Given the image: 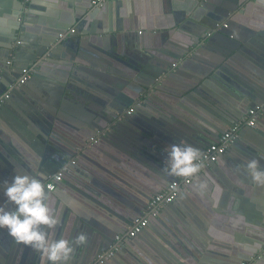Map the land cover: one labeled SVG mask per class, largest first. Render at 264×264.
Returning a JSON list of instances; mask_svg holds the SVG:
<instances>
[{
  "label": "crops",
  "instance_id": "1",
  "mask_svg": "<svg viewBox=\"0 0 264 264\" xmlns=\"http://www.w3.org/2000/svg\"><path fill=\"white\" fill-rule=\"evenodd\" d=\"M101 1V5H98L92 0H29L27 9L22 10L14 0H0V55L10 53L8 45L15 46L14 41L6 44L9 43L7 29L15 24L19 13L23 30L18 31L27 39L24 46L17 47L18 51L14 52L17 63L26 64L30 55L42 59L45 63L41 70L44 72L40 71L39 75L53 83L55 80L49 79V74L57 71L56 64L66 60V57L72 58L68 59L72 61L82 59L67 46L64 48L56 44L57 47L48 42L43 44L47 52L36 56L40 41L37 38L45 34L41 29L49 26L54 35L70 30L72 40L79 36L86 39L91 35V44L88 47L83 44L86 53L89 52L83 59L92 58L90 53L98 58L111 57L130 81L127 98L131 103L124 113L128 114L126 111L131 107L140 106L141 111L145 112L141 116L149 120L155 118L152 125L159 130L162 128V134H166V128L183 132H176L178 142L184 140L194 145L201 154L230 125L231 114L225 112L226 108L242 109L239 112L245 114L246 108L253 103L247 101L252 90L264 86L261 85L264 83V0ZM218 9L227 14L222 22L235 17L231 24L234 36L229 37L233 40L226 43L229 47L223 49L218 42L226 40L224 38H217L218 42L212 45L204 40L206 33L212 30V14L218 15ZM28 33H33L32 37ZM199 38L202 43L196 44ZM184 49H191V55L182 56ZM229 52H233L240 64L254 74L245 82L247 86H235L228 82L223 72L215 71V63H221L225 58L222 55ZM152 53L170 56L172 63L177 65L175 68L165 66V70L170 69L173 74L167 77L159 91L152 95L141 94L137 81L148 77L144 72L149 67L147 62L151 60ZM104 58L99 60L110 63ZM8 92V88L3 90V94ZM74 94L76 97L71 95L73 103L69 102L74 109L79 106L77 101L88 105L91 111L102 107L97 100H88L82 92ZM55 96L54 93L47 100H53ZM67 108L60 110L62 121L65 124L79 123ZM111 110L108 120L113 118L115 112ZM101 112L104 113L105 109ZM129 118L121 119L119 123L112 122L101 132L110 131V125L117 126ZM263 118L258 121L257 128L261 127L260 130L264 131ZM105 121L107 123V119ZM4 122L0 119V150L9 151L19 162L24 161L23 144L30 138L24 131L12 125L9 127ZM258 130L239 132L237 138L240 135L242 138L235 149L222 155L214 168L207 169L201 175L200 171L191 175L189 187H185L172 205L160 209L150 218L147 226L133 239L122 243L118 252L106 259L105 264H194L193 259H202L203 264H240L242 261L264 264V185L256 184L246 168L249 160L256 159L259 167L264 169V135L259 137ZM61 133L63 135H57L55 142L71 148L66 142V135L63 131ZM121 134L116 133V136L120 137ZM114 141V138L110 139V143ZM169 145L168 142L159 148L165 160ZM104 147L107 149L108 145L104 143ZM110 148L107 150L110 155H118L113 167V160H109L105 163L111 168L104 169L99 157L100 170L97 168L95 175L89 181H83L82 185L77 182L79 172L71 167L65 173L67 181L57 188V193H49L50 206L54 208L58 204L56 211L63 219V223L59 222L58 230L63 231V238L74 244L69 264H101L97 256L113 245L114 236L127 229L131 220L144 210L148 199L170 181L184 178L169 175L149 163H138L131 154L122 151H125V147ZM29 149L34 152L31 147ZM101 149L88 152L97 156ZM76 152L78 148L71 152L73 156L66 152L69 160L62 166L66 168ZM45 157L33 156L34 161L23 162V165L29 174L40 173L44 164L42 161L48 159ZM167 163L163 162L166 168ZM78 164L80 172L91 175L92 169L88 166L90 158ZM52 174H47L45 181ZM2 192L0 189V204L13 208L14 205L6 203ZM64 205H67V212L63 211ZM81 233L86 234L87 240L83 244H76L75 238ZM203 237L209 240L210 248L202 250L201 256L198 254L200 250H194L199 247ZM148 241L157 242V252L149 253L143 246L140 252L144 253H138L141 259L135 260L131 250L140 249V244ZM13 243L7 230L0 229V246L4 249L11 244V249L7 248V255L14 260L13 264H42L41 254H36L32 247L20 243L13 249Z\"/></svg>",
  "mask_w": 264,
  "mask_h": 264
},
{
  "label": "water",
  "instance_id": "2",
  "mask_svg": "<svg viewBox=\"0 0 264 264\" xmlns=\"http://www.w3.org/2000/svg\"><path fill=\"white\" fill-rule=\"evenodd\" d=\"M14 2L15 4H18L19 7L21 5L22 9V4H20L19 0H14ZM217 12L218 15L214 12L212 14V30L210 29L208 31L210 33H206V35L204 36V40L207 41V44L212 45L215 44L214 42H218L217 38H224L228 41L224 40L222 42H218L223 49L229 47L226 43H230V41L233 40L232 37L234 36V34L232 33L231 24H233V20L235 17H232L230 21H226V27L214 31L213 28L215 27L216 22L221 21L223 18L225 19V17L227 16V14L220 9H218ZM18 17L19 13L16 15L14 22L15 24H11V28L9 27L7 29L9 30L7 31V41L9 43L6 44H10V41H14L15 46L13 47L8 45V50H11L10 53L8 52L9 54L6 56L4 54V56L0 55V95H2L3 90H6L7 88L9 91L8 97L5 98L0 104V119L5 121L4 123L8 124L9 127H11L12 125L16 129L18 128L24 131L28 135V138H30V141H25L23 144V152L25 153L26 158L24 161L21 160V162H19L17 158L12 156L9 151L0 150V189L3 191L4 182L10 181L13 175L17 173H29L25 165H23V162L34 161L33 156L36 157L38 155H44L48 157V159L45 157V161H42L44 164L43 167H41L40 171V173L44 174L43 179L45 182V176L47 174L54 173L65 162L69 160L66 152H69L73 156V153L71 152H74V150H76L77 148L78 153L76 152L77 154L74 158L75 162L70 163L64 169V179L62 178V180L56 184V187L51 191L53 194L57 193V188L61 187V185H63L64 182L67 181V179H65V173L68 169H71V167H74V170L77 173L79 172L77 182L80 185H82L83 181H89L92 178L91 176L95 175L94 172H96L97 168L100 170V166L98 164L99 157H101L100 162L102 166H104V169L111 168L110 165H107L105 163V161L109 160H113V167L116 164V156L118 155L116 153L110 155L108 153L109 151H107L109 147H111V150L113 148L120 149V147H125V151L124 149L122 151L125 154H131L132 157L137 159L138 163H149L152 164V166H156L157 168L163 169V171L167 172V168L163 165V162H165L166 164L167 160L164 159L162 155L163 151H161L159 148L166 146L168 142L170 145L172 143H179L176 132L178 134L183 132H178L175 128H166L164 129V132H166V134H162V128L159 130L156 126L152 125V120L155 118L149 120L141 116V114H145V112L141 111L140 106L134 107L133 111L130 114L124 113L126 108H128L131 103L129 102L130 98H127L128 85L130 81L125 76V74L119 70V64H117L115 59H110L111 57H94L92 53H90V55L93 56L92 58L83 59L84 56L89 54L88 51V53H86V48L83 46V44L87 47L91 44V35H88L86 39L79 36L75 38V40H72L70 36L73 34H69L71 32L70 30L67 33L65 31H60L57 32V34L55 33L54 35V32L52 31L53 29L51 27L43 26L44 28H42L41 30L45 34H42L37 38L40 41L38 42L39 46L37 48L36 56H42L47 52L46 47H43V44L44 42H48L54 43L55 46H57L56 44L61 45L64 48L67 46L66 48L72 49L73 53H75L82 59L81 61H72L68 60L72 58L66 57V60H62L60 61V64H56V72L51 74L48 73L49 79L55 81H52L53 83L45 81L43 79L47 77H42L39 75L41 73L40 71H42V66L45 63L44 61H41L42 59L39 60L36 57H31L34 55H30L26 60V64L18 65L17 63L18 60L15 57L14 52L18 49L17 47L24 46L25 38L27 39L26 36L24 38V35L16 33L19 29L23 30V27L20 26L22 24V19L21 21H19L17 20ZM32 35L33 33H28L29 37H32ZM230 36L232 37L229 38ZM17 40H20L19 43H16ZM28 42L32 43L30 40ZM195 43L201 44L202 42L199 38L198 40L196 39ZM191 52V49H184L182 56H187ZM232 54L233 52H229L228 55L223 54L222 57L225 58L224 60L222 59L221 63H215V65L217 66L215 71L219 70V72H223L224 76H227V79L229 80L228 82L233 83L235 86L236 84L247 86L245 82H248L249 77L254 76V74L247 67H243V64H240V62L238 61L237 56L235 54ZM156 55V53H152V55H150L151 60L147 62V64H149V67H146L147 71L144 73L148 77H145V79H143L141 82L137 81L138 84H140L139 87L141 88V90H139V92H141V94L145 93L148 95H152L156 92V90L159 91V88L162 86L167 77L173 74L170 72V69L165 70V66L173 67L172 64L174 62L172 63L170 59L171 57L163 54L157 56ZM5 57L8 58L5 59ZM101 58L107 59L110 63L100 61L99 59ZM105 64L106 66H104ZM23 69H28L30 75L27 78L26 82L24 81L17 85L19 78L23 74ZM212 70L213 68H211V71ZM43 72L44 71H42V73ZM206 74L208 73L206 72ZM118 75L121 76L116 77ZM227 85L229 86L230 84ZM227 85H225L227 87L226 89L230 91ZM261 85H264V83H261ZM259 87L260 88L252 90L253 96L250 94V97H248L249 100H247L249 102L253 101L251 107H253L252 105L255 106L256 104L263 103V108L259 116L257 117V124L254 127L242 128L240 132L242 130V132L244 133H246L248 130L254 132V130L259 129V137H262L264 135V131L260 130L261 127L257 128V126L258 121L264 116V102H262L264 100V86ZM77 91L82 92V94H84L88 98V100L91 98L97 100L99 104H102V107L97 111H91L88 105H86L85 103L82 104L77 101L79 105L77 106L78 108H72L69 105V102H72L71 95L73 94V96L76 97L74 92ZM54 93L56 95V98L53 100H47L50 96H54ZM44 95L46 96L44 97ZM47 101H49V103ZM65 107H68L67 109L69 110L68 112L70 113V115L77 118L78 120L76 121H78L79 123L69 124L67 122V126L62 121V114L60 113V110H64ZM103 109H105L104 113L101 112L103 111ZM106 109L108 111H106ZM111 109H113L115 112L113 113V118L108 120V117L112 112ZM239 111L242 112V109H238L237 111L234 108H226L225 112L231 114L230 124L234 123V121L242 116V113H240ZM222 114L225 113L222 112ZM3 116L5 117V119ZM124 118L130 119L128 120L129 122L126 121L128 125L125 126L126 122L124 121L119 124L120 126L110 125L112 131L107 130L104 133L101 132L104 128L108 127V124H112V122L119 123L120 120ZM106 119L107 123H105ZM122 125L125 127L121 128ZM185 127L187 128L188 126ZM61 131H63L66 135L65 138L67 140H65L67 143H69V146L71 148L65 147L63 145L64 143L58 145L55 142L57 135H63ZM116 133L123 134L118 137L116 136ZM111 138H114L115 141L110 143ZM241 138V135L240 138H236V140L228 147L227 151L221 154L218 159L230 150L232 151L233 149H235V147H237V143H239V140ZM104 143L108 145L107 149L104 147ZM29 147H31L34 152H32ZM98 148L101 149V152H98L97 156L96 154L88 152L93 150L97 151ZM51 153L53 154L52 156L49 155ZM107 153L109 155H107ZM87 157L90 158V165L88 164V166L90 169H92L90 173L91 175L85 174L83 171L80 172V170L77 168L79 165L78 163L84 162L85 158ZM218 159L216 161H218ZM216 161H212L209 163V165L203 166V168L200 170L201 173H199V175H201L203 172H206L207 169L216 165ZM11 170L13 173L11 172ZM68 173L69 171L67 172V174ZM187 186L189 187V184ZM184 189L185 187L181 189L179 194L182 193ZM2 194L4 195L3 192ZM4 199L6 200L5 196ZM171 205L172 202L167 204L166 206L169 207ZM56 206L54 207L55 209ZM166 206L162 209L166 208ZM11 208L12 207L10 206L8 207V209ZM67 209V205H64L63 211L67 212ZM61 218L62 216L59 218V222L63 223V219ZM58 228L59 223L52 230L54 232V239L63 238V231L58 230ZM201 241L202 242L198 245L199 247L194 250H200V252L198 253L200 255L203 254L202 250H205L206 247H209L210 243L209 240L205 239V237H203ZM13 242V249L20 244L14 239ZM124 243H126V241ZM156 243L157 242L154 241L144 242L140 244V249H132V252L130 253L134 254L135 260L138 261L139 259H141L138 253L141 251L142 247L145 246L146 251L149 253L157 252V247H159V245L155 248ZM7 248L10 250L11 244L9 247L5 246L4 249H2L0 246V264L14 263V260H12V258L7 255ZM38 253L39 252H37L36 254ZM143 253L144 252H140V254ZM105 262L101 264H105ZM203 262L204 260L202 259H193L194 264H203Z\"/></svg>",
  "mask_w": 264,
  "mask_h": 264
},
{
  "label": "clouds",
  "instance_id": "3",
  "mask_svg": "<svg viewBox=\"0 0 264 264\" xmlns=\"http://www.w3.org/2000/svg\"><path fill=\"white\" fill-rule=\"evenodd\" d=\"M166 153L169 175L188 177L198 171L201 152L194 145L181 140L169 145ZM246 168L256 184L264 185V169L259 167L258 160H249ZM43 177V173H17L4 182L6 203L14 207L8 209L0 204V229H6L18 243L39 252L42 264H69L74 244L66 238H53L52 230L59 223V216L48 202L52 185H46ZM86 240V234L81 233L75 243L83 244Z\"/></svg>",
  "mask_w": 264,
  "mask_h": 264
},
{
  "label": "built area",
  "instance_id": "4",
  "mask_svg": "<svg viewBox=\"0 0 264 264\" xmlns=\"http://www.w3.org/2000/svg\"><path fill=\"white\" fill-rule=\"evenodd\" d=\"M22 4V10L27 9L29 0H20ZM93 3H98L101 5V0H92ZM22 17H18L20 21ZM227 23L225 21L221 23H216L213 28L214 31L219 30L223 27H226ZM21 31H18L17 34H21ZM210 33V32H208ZM20 40H17L16 43H19ZM177 63H173L172 66L175 67ZM30 72L28 69H23V74L19 78L17 85L27 80ZM8 97V93L0 95V103ZM263 108V103L257 104L253 107L247 109L245 114L240 116L234 123L228 125L225 130L219 135L216 141L209 143L203 150L200 155L198 172L205 165H209L210 162L216 161L218 157L227 151L228 147L236 140L238 133L242 128L245 127H254L257 123V117L259 116ZM134 107L127 109V113L130 114L133 111ZM75 162V159H71L70 163ZM65 166H62L55 173L50 175L45 181V184H51L52 190L56 187V184L60 182L63 178ZM191 182V176L184 177L181 179H175L167 183V185L160 191L153 194L147 201L146 206L142 212L137 214L127 229L124 232L118 233L114 236V243L110 248L103 250L98 256L97 260L99 263H103L109 257L114 256L115 252L120 248L121 244L125 241L133 239L138 233H140L149 223L151 217L158 214L159 210L165 207L167 204L174 201L181 189L186 187ZM51 190V191H52ZM240 264H247V262L242 261Z\"/></svg>",
  "mask_w": 264,
  "mask_h": 264
}]
</instances>
